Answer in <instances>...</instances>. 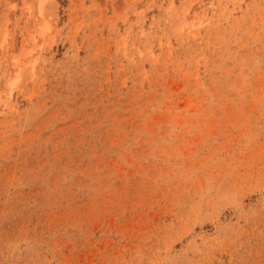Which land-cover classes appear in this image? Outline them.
I'll use <instances>...</instances> for the list:
<instances>
[{"label":"rangeland","instance_id":"obj_1","mask_svg":"<svg viewBox=\"0 0 264 264\" xmlns=\"http://www.w3.org/2000/svg\"><path fill=\"white\" fill-rule=\"evenodd\" d=\"M0 264H264V0H0Z\"/></svg>","mask_w":264,"mask_h":264}]
</instances>
